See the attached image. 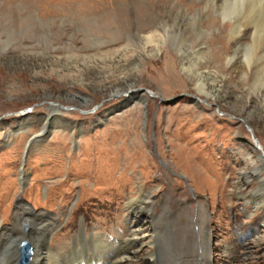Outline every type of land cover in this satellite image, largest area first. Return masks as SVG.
Segmentation results:
<instances>
[{"label":"rangeland","instance_id":"rangeland-1","mask_svg":"<svg viewBox=\"0 0 264 264\" xmlns=\"http://www.w3.org/2000/svg\"><path fill=\"white\" fill-rule=\"evenodd\" d=\"M44 2L46 10L63 6ZM52 9L42 11L59 18L53 27L21 26L7 38L0 31V233L26 205L58 221L47 240L56 253L81 248V235L93 245L102 234L118 247L131 227L150 234L125 209L141 192L184 208L177 215L195 232L202 210L210 264H264V174L251 140L253 133L264 153L263 25L233 56L228 39L209 42L218 31L207 21L228 24L237 13L223 19L211 9L203 33L175 28L164 37L116 21L76 23ZM127 92L132 102L122 96ZM48 102L62 106L60 113ZM173 217L167 215L169 235L177 228Z\"/></svg>","mask_w":264,"mask_h":264},{"label":"bare ground","instance_id":"bare-ground-1","mask_svg":"<svg viewBox=\"0 0 264 264\" xmlns=\"http://www.w3.org/2000/svg\"><path fill=\"white\" fill-rule=\"evenodd\" d=\"M65 1H68V3L65 4ZM43 2L40 0H0V31L5 34L3 37L7 38L11 36L13 30L21 26L41 28L55 26L59 18L56 19V17L44 15V11L42 10H46L45 7L47 5L43 4ZM57 2L63 3V6L55 4L53 7H48L47 10L53 8L52 10H56L57 13L58 11L63 12L65 14L63 15L64 18H60L64 20H72L76 23L80 21L82 24L88 23L90 26L91 23L94 24L96 22L97 25H102L103 27L110 26L111 24L115 25L114 22L116 21V24H125L126 26H130V28L138 30H153L155 28L164 37L168 36L175 28L178 30L198 28L203 33L200 24L203 23L204 14L207 15L211 9H215L216 13L219 12V15L223 19L227 15L237 13L236 16L230 19V23L228 24H221L220 20L217 19L207 21V27L210 29L217 28L218 31L217 35L211 36L209 42L222 45L228 39V41L233 43L232 46H234V49L232 48L233 56L236 55L240 47L248 45L244 43L245 38L251 36V39L255 42L256 34L260 30L261 25L264 28V0H189L185 3L184 0H161V2L160 0H56L54 3ZM64 4L66 7H64ZM211 5L214 6L212 7ZM95 13L100 14V16L97 17ZM35 15L38 23L35 21ZM244 25L251 26V29L241 34ZM40 31L42 30L40 29ZM189 31H192V29ZM226 33L229 38H226ZM199 76L200 74H196L195 78ZM195 87L197 90L205 92L204 85L199 84L198 79L195 81ZM146 93H149V91ZM134 98L137 102L143 103V101H139L144 100L142 95H136ZM195 99L201 102L198 98ZM128 100L132 102V99ZM116 110L118 108L114 111ZM50 111L55 114L60 113L59 109L55 106H52ZM18 115L22 117L24 112ZM251 140L255 147L253 148L254 151L258 153L257 160L260 165L258 167H261L260 170L264 174V153L260 150L261 147L260 145L258 146L259 143L253 133ZM24 161L25 158L22 156L18 171V178L20 180L18 182L21 188L25 185L23 183L24 177H26L23 170H20L24 169ZM258 173L260 172L256 170L254 175H258ZM262 182L264 183V181ZM140 202L149 208L148 213H142ZM155 205H159L158 207L161 208L159 214L152 211ZM166 205L167 202H165L163 196L154 202L150 201L148 194L144 195V193L138 192L137 199L127 201L125 209L131 214L134 223H146L150 234H140L136 227H131L129 235L125 240L126 243H122L123 245H121L119 242L120 246L118 245V247H115L113 242L107 241L102 234H97L93 245V238L89 239L81 235V238L77 241L82 243L81 248L72 245L73 249H70L66 253L61 251L56 253L47 245V240L54 229L57 228L58 221L48 218L47 215L45 216L42 213L33 215L26 205H22L19 207V212L14 215L10 229L1 230L0 264H17L19 256L18 246L22 241H28L32 246L29 264H73L80 260H87L89 264H210V260L208 261L206 258L208 233L205 229V214L202 210L197 214L198 217L195 223L197 230L195 232L191 221L189 225L186 224L188 219L185 222L180 221V216H182V213H185L184 208L177 206L175 209H171L167 208ZM167 215L168 218L171 217L173 219H175L174 215L178 217V220H176V232L173 235L166 233ZM183 216L186 218V215ZM83 243L91 245V247L85 246ZM143 249H145L144 255L138 256V253ZM64 255L65 257L62 258Z\"/></svg>","mask_w":264,"mask_h":264},{"label":"water","instance_id":"water-1","mask_svg":"<svg viewBox=\"0 0 264 264\" xmlns=\"http://www.w3.org/2000/svg\"><path fill=\"white\" fill-rule=\"evenodd\" d=\"M140 90H142V91H145V92H147L146 90H143V89H140ZM130 93L129 92H127L126 94H123L122 96L123 97H125V98H127L128 97V95H129ZM115 97H118V96H112L111 97V99L112 98H115ZM47 105L48 106H50V107H52V106H54V104H52V103H47ZM57 105V104H56ZM57 107L58 108H61L62 106H59V105H57ZM122 105L121 106H119L118 107V109L119 110H121L122 109ZM32 111V108H29V109H26L25 111H24V113H29V112H31ZM21 113H23V112H20V114ZM82 114H88L87 112H82ZM1 120V119H0ZM40 136V134L38 133V134H35V135H33V136H31L30 138H29V140H28V142H30L32 139H34L35 137H39ZM28 144V143H27ZM28 152V148H27V146H25V150H24V153H27ZM27 155V154H26ZM25 155V156H26ZM24 164V163H23ZM18 249H19V256H18V262H17V264H29V262L31 261V255H32V246L30 245V243L28 242V241H22L21 243H20V245L18 246Z\"/></svg>","mask_w":264,"mask_h":264}]
</instances>
